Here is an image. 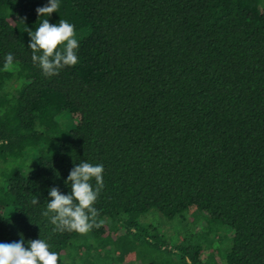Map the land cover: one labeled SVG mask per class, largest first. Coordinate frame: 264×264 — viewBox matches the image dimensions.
<instances>
[{
    "label": "trees",
    "instance_id": "trees-1",
    "mask_svg": "<svg viewBox=\"0 0 264 264\" xmlns=\"http://www.w3.org/2000/svg\"><path fill=\"white\" fill-rule=\"evenodd\" d=\"M46 4L0 0V242L47 239L59 264H264V0H61L39 17ZM43 19L80 41L48 78L27 48ZM85 161L104 166L100 227L53 231L47 192ZM152 209L181 225L201 211L230 246L189 229L171 253L139 222Z\"/></svg>",
    "mask_w": 264,
    "mask_h": 264
},
{
    "label": "clouds",
    "instance_id": "clouds-1",
    "mask_svg": "<svg viewBox=\"0 0 264 264\" xmlns=\"http://www.w3.org/2000/svg\"><path fill=\"white\" fill-rule=\"evenodd\" d=\"M61 0H47V4L38 7L39 17H49L57 13ZM31 50V60L41 74L48 78L56 76L65 67H74L79 63L78 50L80 41L75 25L59 19V23H49L43 19L35 30H27ZM14 55L9 52L4 56V67L13 65ZM104 166L101 163L80 162L69 171L64 184L70 189L62 193L52 187L47 192L46 207L41 216L53 226L56 232H75L87 234L97 222L98 209L94 206L101 190L104 188ZM94 181V184L92 183ZM33 205L39 204L37 196ZM59 253L51 250L47 239L38 238L25 241L23 236L18 241L0 242V264H59Z\"/></svg>",
    "mask_w": 264,
    "mask_h": 264
},
{
    "label": "rangeland",
    "instance_id": "rangeland-1",
    "mask_svg": "<svg viewBox=\"0 0 264 264\" xmlns=\"http://www.w3.org/2000/svg\"><path fill=\"white\" fill-rule=\"evenodd\" d=\"M195 214V219L198 218L197 223L198 225L195 224H186L183 225L184 223H186L187 221H191L192 216L191 214ZM192 213H190L186 218L185 221H182L181 223H183L182 225L179 223L177 224V218L174 219H167L166 217H164L163 215H161V213L158 211V209H152L150 210L148 213L141 215L139 218V222L140 224L143 226H147L146 224H154L157 225L160 230L162 231V234H164V239H165V243L168 246L169 249H171V253L172 251H175V247L177 244H179L180 242H178L179 240H181V236H185L188 233L186 231H188L189 229L191 231H210L209 235L211 237L215 238V241L213 242V247L214 246H218V250L220 253H222V251H226L227 248L230 246L231 243V235H228V238H226L225 234H227L228 232H225L224 229L220 230L219 229V225L217 223V221L210 225V224H206V216L201 212V211H197V210H193ZM188 214V213H187ZM210 221V219H208ZM189 223V222H188ZM207 226V227H206ZM202 228V229H201ZM220 232H223V234H219ZM220 238V239H218ZM221 240V242H220ZM157 250H151L150 248L146 247V246H141L138 249V253L137 256L141 255L142 253L144 254H150L151 257L156 260L157 257H160L157 255ZM101 260V259H100ZM138 260V259H135ZM134 260V261H135ZM137 264H140L137 261Z\"/></svg>",
    "mask_w": 264,
    "mask_h": 264
}]
</instances>
